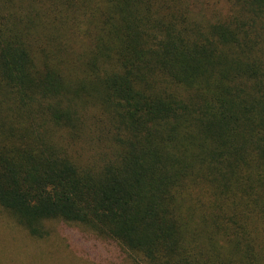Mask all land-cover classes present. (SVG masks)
I'll return each instance as SVG.
<instances>
[{"label": "trees", "instance_id": "obj_1", "mask_svg": "<svg viewBox=\"0 0 264 264\" xmlns=\"http://www.w3.org/2000/svg\"><path fill=\"white\" fill-rule=\"evenodd\" d=\"M0 209L264 264V0H0Z\"/></svg>", "mask_w": 264, "mask_h": 264}, {"label": "rangeland", "instance_id": "obj_2", "mask_svg": "<svg viewBox=\"0 0 264 264\" xmlns=\"http://www.w3.org/2000/svg\"><path fill=\"white\" fill-rule=\"evenodd\" d=\"M46 228V238H31L0 209V264H142L81 226L48 222Z\"/></svg>", "mask_w": 264, "mask_h": 264}]
</instances>
